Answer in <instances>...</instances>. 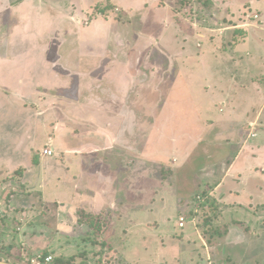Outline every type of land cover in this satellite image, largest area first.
Listing matches in <instances>:
<instances>
[{
	"label": "rangeland",
	"instance_id": "obj_1",
	"mask_svg": "<svg viewBox=\"0 0 264 264\" xmlns=\"http://www.w3.org/2000/svg\"><path fill=\"white\" fill-rule=\"evenodd\" d=\"M25 1L0 0V260L96 243L93 264H264L253 28L212 0L158 1L159 22L162 11L193 32L182 42L135 1H95L82 22L73 0ZM252 13L264 28V1ZM235 162L252 185L231 184ZM223 179L239 192L224 198Z\"/></svg>",
	"mask_w": 264,
	"mask_h": 264
},
{
	"label": "crops",
	"instance_id": "obj_2",
	"mask_svg": "<svg viewBox=\"0 0 264 264\" xmlns=\"http://www.w3.org/2000/svg\"><path fill=\"white\" fill-rule=\"evenodd\" d=\"M95 1L97 3H99L101 0H73L72 2H75L73 4V7L76 6V7L73 8V10L76 8V10H74L76 13H75V17L74 18L72 16L70 18L72 20L75 19V20H77L79 22H82L83 21V18H85V14L87 12V11L86 12L83 11V9H82L83 6H85L84 8H88V10H90L91 4L94 3ZM134 1L137 3L136 4V7H137V9L141 13L144 14L145 12L148 11V16H150V19L149 20H151V19L153 20V22H154L153 28H154L155 31H158V30L160 31V30L164 29V26L163 25H164V23L167 22L168 25L174 24L175 32H176V34L179 33L178 34V37H179V39H181V42H182V40L184 41L188 37L190 38L193 35L192 34L193 32H191L190 30L187 32L188 28L186 30L184 29L185 24L182 25L181 23H174L175 22V19H174V17H172V15L169 16L168 18H165L163 16V12L162 11H160V12L162 13V19H164V20L161 21V22H159L158 19L160 18V16L156 13V10H155L156 8H158L157 7V3H158L159 0L154 1V3H152L153 5H151V6L150 5H147V3H140L139 0H125L126 5L127 6L129 5V7L132 5V2H134ZM263 1L264 0H212V3H214V5H216L217 8L218 7H220V8L222 7V9L229 10V12L231 11L230 8L234 9L232 13H237V15H239L237 17L238 18L237 23L238 22L240 23L239 24V27L249 26V28H253V29L250 30L251 31L250 33L251 34H250L248 43L250 44V46L255 45L256 46V51L257 52H260V53L261 52H264V41H263L264 38H262L261 36H259L258 35V32H264V28H257L258 26L256 27V25H254V24L257 23V22H259L261 15L259 16V20L258 21L252 19L251 22L253 24L250 21H247V19H249V17H253L254 15L257 14V13H252L253 8L255 6L261 5V3ZM176 2H178V1L176 0ZM25 3L26 4H32L33 3V0H27V1H25ZM173 3H174V0H167V2L165 4H166V7H169ZM51 4H53V3H51ZM109 4L113 5L112 3H109ZM162 8H164V7H162ZM158 10H160V9L158 8ZM261 11H262V9H261ZM150 12H151V15L149 14ZM226 15H229V13H226ZM101 16H103V15H101ZM101 16H99V17L102 18ZM60 17L63 18V14H61ZM233 19H234V21L236 20V18H233ZM229 21H231V20H229ZM100 22H101V24H104L105 23L103 20H101ZM181 25L183 27H181ZM179 26H180V28H179ZM208 35H209V33L206 31L201 36H203V37L205 36V38L207 39L208 38ZM241 47H240V49H241ZM135 54H136V52H135ZM136 58H139L138 55H136ZM230 161L232 162L233 159H231ZM237 163L238 162H235L231 166L232 169L231 170L229 169L230 170L229 173H231L232 171L234 173L233 175H236V174L239 175L240 173H242L243 175L241 174L242 175V178H240V181H242V180L243 181H242V183L239 184V181L238 182H235V181L232 180L231 184L234 183L237 187H239L238 185H240L239 189L242 186L252 185L253 184L252 182L254 180H252L253 178H250L251 177L250 176L251 173H249L250 172V168H248L249 166L242 167V166H238ZM235 165H237V168H235L236 167ZM248 165H250V163H248ZM228 180H230V179H228ZM226 181L227 180L223 179V181L219 184L220 187L219 186L218 187L221 190H222V187H223V189H224V192H223L224 198L228 199V198L231 197V195L235 191H238V190H234V192L231 193L232 191L229 190V188L226 189V187H225V185L227 184ZM257 190H260L259 187H258ZM235 198H238V197H235ZM226 209H229V210H227L226 212H224V215H226L227 212H231L232 211L230 208H226ZM86 216H88V215H86ZM88 217H90V216H88ZM17 230H18V227H17ZM30 237H31V235H30ZM32 239L34 240V238H32ZM95 244L94 245L91 244L90 247H85L84 249L80 250V252L77 255H75V257L77 258V263L78 264H93L94 261H96V259L98 258L96 254L99 253L97 250H100L101 248L99 246H95ZM8 248H10V246H8ZM11 248H10V251H12ZM61 248H62L61 249L62 250L61 253L63 251H65V250H67V247L62 246ZM87 248H88V250H86ZM100 252H101V250H100ZM50 255L54 257V260L56 258H60V257H63V258L67 257V256L64 255V253H62V255H60V254L58 255V254H55L53 252V253H50Z\"/></svg>",
	"mask_w": 264,
	"mask_h": 264
},
{
	"label": "built area",
	"instance_id": "obj_3",
	"mask_svg": "<svg viewBox=\"0 0 264 264\" xmlns=\"http://www.w3.org/2000/svg\"><path fill=\"white\" fill-rule=\"evenodd\" d=\"M251 19L258 21L259 20V15H254ZM253 138L256 137V134L252 135ZM44 155L46 156H54V153L51 150H45L44 151ZM201 197H199L200 199ZM0 205L2 206V204L0 203ZM190 221L188 219H186L185 217H180L179 222H178V226L180 229H184L186 227V225L189 223ZM18 231H21V227H18ZM28 263L30 264H51L52 262H54V257L51 255L45 256V255H38L32 259H28Z\"/></svg>",
	"mask_w": 264,
	"mask_h": 264
},
{
	"label": "trees",
	"instance_id": "obj_4",
	"mask_svg": "<svg viewBox=\"0 0 264 264\" xmlns=\"http://www.w3.org/2000/svg\"><path fill=\"white\" fill-rule=\"evenodd\" d=\"M199 0H197V2H198ZM200 5V4H199ZM199 12V8H197L196 10H195V12ZM133 70V69H132ZM35 163H36V165L39 163V159H38V161L36 160L35 161ZM21 174V173H20ZM23 209H25V208H23ZM43 255H45V256H48L49 254L46 252L45 254H43ZM2 261V260H1ZM8 263H10V262H8ZM12 264H16V263H12ZM53 264H78L77 263V258L76 257H72V258H69V259H66V258H63V257H60V258H56L55 260H54V262H53Z\"/></svg>",
	"mask_w": 264,
	"mask_h": 264
},
{
	"label": "water",
	"instance_id": "obj_5",
	"mask_svg": "<svg viewBox=\"0 0 264 264\" xmlns=\"http://www.w3.org/2000/svg\"><path fill=\"white\" fill-rule=\"evenodd\" d=\"M0 264H12V263H8V262L1 261V260H0Z\"/></svg>",
	"mask_w": 264,
	"mask_h": 264
}]
</instances>
